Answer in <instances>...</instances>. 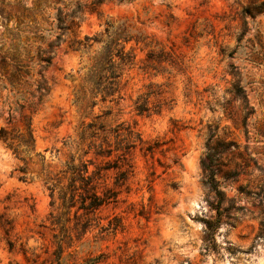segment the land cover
I'll return each mask as SVG.
<instances>
[{
    "label": "rangeland",
    "instance_id": "obj_1",
    "mask_svg": "<svg viewBox=\"0 0 264 264\" xmlns=\"http://www.w3.org/2000/svg\"><path fill=\"white\" fill-rule=\"evenodd\" d=\"M18 1L32 6L34 0ZM91 1L54 2L42 26L49 30L56 23L61 2ZM111 19L127 20L144 40L137 66L124 78L126 99L114 119L135 126L143 146L153 149L138 144L132 151L118 202L93 215L91 231L60 262L87 264L103 254L98 264H264V0H103L76 17L74 33L93 35ZM28 24L0 14V57L16 52L37 61L40 36L47 42L53 35ZM64 37L44 72L50 91L33 118L41 156L31 154L26 180L17 169L23 161L0 141V264H60L51 218L56 210L38 161L43 156L58 170L76 150L82 120H91L73 103L69 77L86 57L69 47L74 35ZM149 52L155 60L141 61ZM237 86L244 88L248 106ZM145 93L159 112L134 111V100ZM4 96L0 89V100ZM0 112V127L19 126L18 118L8 122L2 104ZM208 153H215L213 163ZM211 170L222 199L209 182ZM114 181L111 171L105 183ZM114 216L122 227L101 233Z\"/></svg>",
    "mask_w": 264,
    "mask_h": 264
},
{
    "label": "trees",
    "instance_id": "obj_2",
    "mask_svg": "<svg viewBox=\"0 0 264 264\" xmlns=\"http://www.w3.org/2000/svg\"><path fill=\"white\" fill-rule=\"evenodd\" d=\"M60 1L34 0L32 6H27L18 0H0V14L3 17L12 14L20 26H30L28 22L32 21L36 33L48 32L53 35L47 42L44 35L40 36L42 42L36 53V62L16 52H6L0 57V89L5 91L0 104L6 107L8 122L14 118L19 121L16 129L0 127V141L23 161L24 164L17 169L22 173L20 179L26 180L27 166L33 159L31 154L41 156L35 148L33 118L41 110L50 91L44 72L53 61L54 47L67 41L64 34L68 32V35H74L69 40V47L74 52H80L82 58L85 56L86 63L75 73H69L73 83V103L82 115L90 116L91 120H82L75 139L76 150L69 153L58 170H51V164H46L43 156L42 162L38 161L44 184L50 191L51 205L56 210L51 213L55 230L53 237L57 258L63 264L60 260L64 252L91 231L93 215L118 202V187L125 183L131 172L132 164L128 158L132 151L138 144L146 151H152L153 147L143 146L145 141L135 126L114 119L124 107L126 98L123 89L127 84L124 78L138 64L137 48L144 41L143 38L135 34L127 20L112 19L105 22L103 30L78 37L74 33L76 17L82 15L86 8L95 11L103 0H92L90 4L61 2L55 6L56 23L49 30L44 28V11ZM144 60L152 61L155 57L149 52L145 59H141ZM35 66H38L37 70ZM141 68L144 69V66ZM236 93L248 106L244 88L237 86ZM150 96V93H145L134 100L133 109L138 115L160 111L159 107L151 106ZM97 108L101 113H95ZM0 116H3L2 112ZM214 156L215 153H208L210 163H213ZM111 171H115L114 186L105 183ZM210 172L209 182L222 199L223 192L214 178V172ZM218 213L221 214L220 211ZM209 225L213 226V222H209ZM121 227V219L114 216L107 226L100 227V232H116ZM102 258L103 254L90 258L86 263L98 264Z\"/></svg>",
    "mask_w": 264,
    "mask_h": 264
},
{
    "label": "bare ground",
    "instance_id": "obj_3",
    "mask_svg": "<svg viewBox=\"0 0 264 264\" xmlns=\"http://www.w3.org/2000/svg\"><path fill=\"white\" fill-rule=\"evenodd\" d=\"M196 196H194V199H193V205H197L198 204V202L196 201Z\"/></svg>",
    "mask_w": 264,
    "mask_h": 264
}]
</instances>
